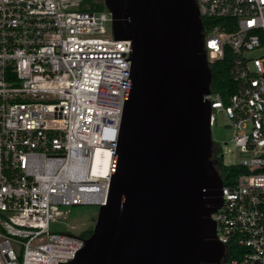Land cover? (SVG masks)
<instances>
[{
  "label": "built area",
  "instance_id": "obj_1",
  "mask_svg": "<svg viewBox=\"0 0 264 264\" xmlns=\"http://www.w3.org/2000/svg\"><path fill=\"white\" fill-rule=\"evenodd\" d=\"M196 1L220 20L204 25L209 64L232 60L211 127L224 113L247 154L223 163V264H264V0ZM112 22L104 0H0V264L68 263L86 237L51 229L61 206L107 204L132 64Z\"/></svg>",
  "mask_w": 264,
  "mask_h": 264
},
{
  "label": "water",
  "instance_id": "obj_2",
  "mask_svg": "<svg viewBox=\"0 0 264 264\" xmlns=\"http://www.w3.org/2000/svg\"><path fill=\"white\" fill-rule=\"evenodd\" d=\"M104 1L115 39L132 43L131 70L107 204L74 259L59 264H223L212 217L223 179L198 3Z\"/></svg>",
  "mask_w": 264,
  "mask_h": 264
},
{
  "label": "rangeland",
  "instance_id": "obj_3",
  "mask_svg": "<svg viewBox=\"0 0 264 264\" xmlns=\"http://www.w3.org/2000/svg\"><path fill=\"white\" fill-rule=\"evenodd\" d=\"M227 124L224 113H218L216 124L212 127V134L213 141L220 149L217 157L222 160V163L231 164L234 160H239L247 156V154L235 147L231 141L232 130L225 128ZM61 210L64 212V216L53 220L51 222V229L53 231L82 235L87 232L90 226H93L92 218H97L99 206H61Z\"/></svg>",
  "mask_w": 264,
  "mask_h": 264
},
{
  "label": "trees",
  "instance_id": "obj_4",
  "mask_svg": "<svg viewBox=\"0 0 264 264\" xmlns=\"http://www.w3.org/2000/svg\"><path fill=\"white\" fill-rule=\"evenodd\" d=\"M104 7L103 5H99V8ZM220 20L219 19H204L203 23L205 26L210 24H216ZM212 70V85L211 89L216 91H221L223 93H227V90L230 92H234V83L232 82V75L230 73L232 60L231 57L226 56L223 60L216 61L210 64ZM235 169L226 167L222 164L220 174H225L228 178L235 175ZM88 235V232L83 233L81 236L85 237Z\"/></svg>",
  "mask_w": 264,
  "mask_h": 264
},
{
  "label": "flooded vegetation",
  "instance_id": "obj_5",
  "mask_svg": "<svg viewBox=\"0 0 264 264\" xmlns=\"http://www.w3.org/2000/svg\"><path fill=\"white\" fill-rule=\"evenodd\" d=\"M218 152H219V147H218V145L214 142V144H213V156L215 155V157L213 158V160H214V162H215V164H216L217 169H218L219 172H220L223 163H222V160H221L220 158L217 157ZM92 222H93V226H90V227L88 228V230H87L88 235L85 236V237H89V236L93 233L94 226H95V223H96V218H95V217L92 218Z\"/></svg>",
  "mask_w": 264,
  "mask_h": 264
}]
</instances>
